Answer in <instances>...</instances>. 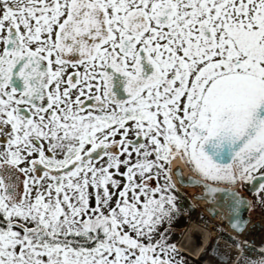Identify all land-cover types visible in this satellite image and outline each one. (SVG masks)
<instances>
[{
  "label": "snow or ice",
  "instance_id": "snow-or-ice-1",
  "mask_svg": "<svg viewBox=\"0 0 264 264\" xmlns=\"http://www.w3.org/2000/svg\"><path fill=\"white\" fill-rule=\"evenodd\" d=\"M184 185L264 264V0H0V264H186Z\"/></svg>",
  "mask_w": 264,
  "mask_h": 264
},
{
  "label": "bare ground",
  "instance_id": "bare-ground-1",
  "mask_svg": "<svg viewBox=\"0 0 264 264\" xmlns=\"http://www.w3.org/2000/svg\"><path fill=\"white\" fill-rule=\"evenodd\" d=\"M173 163L174 166L180 164L178 160L174 161ZM180 166L181 169L183 170L184 175L191 174L189 170L186 167H184L182 164H180ZM173 179L176 180L177 178L174 176ZM220 186L226 187L227 185H220ZM197 191H199L198 187L183 186L182 188V192L185 193L187 197H189L188 201L195 206L198 212H200L199 216L201 217V214H203V216L207 218L209 215L203 209L204 201L201 199L190 198L191 195L193 193H196ZM243 194L246 195L245 193ZM255 217H258L257 214H255V216L253 215L251 216V218H255ZM258 219L264 221L262 217H259ZM215 222L218 223L219 219L216 218ZM261 235H264V226H262L261 230L256 232L252 237L254 240H256V242H258ZM177 241H178V247L180 248L181 252H183L185 255L191 257L194 260L202 259L204 264H209L208 254H204L203 252L204 247L207 245L209 241V231L206 227H204L200 223L198 218L189 221V223L187 224V226L185 227V229L183 230Z\"/></svg>",
  "mask_w": 264,
  "mask_h": 264
},
{
  "label": "flooded vegetation",
  "instance_id": "flooded-vegetation-1",
  "mask_svg": "<svg viewBox=\"0 0 264 264\" xmlns=\"http://www.w3.org/2000/svg\"><path fill=\"white\" fill-rule=\"evenodd\" d=\"M246 193H247V192H246ZM177 203H178V205H180V204L183 205V207L181 208V212H184V213H186V214L181 215V216L176 220V222L173 223V228H174V229H177V231L174 232V234H175L176 236L178 235V233L181 232V230H182V232H183V230L185 229V225H186L187 223H189V221H191L192 219H195V218H199V217H200V216H199V213H200V212H198L197 209L194 208V207L192 206V204L188 201V198H187V196H186L184 193L180 192V193L178 194V200H177ZM255 214H257L258 217L252 218L253 221L255 222V226H252V225H251V228H252V234H251L250 237H249V245H250V247H249V252H248V254H250V255H254V254H255V249H258V247H259L258 242H256V240H254L252 236H253L256 232L260 231L261 228H262V226H264V221H261V220L258 219L259 217H262V218L264 219V214H261L258 210L255 212ZM254 216H255V215H254ZM249 217H251V216L249 215ZM207 218H208V219H211V216L209 215ZM257 219H258V220H257ZM216 223H217V222H216ZM218 223H220V222H218ZM261 224H263V225H261ZM202 225H203V224H202ZM203 226H204V225H203ZM204 227H205V226H204ZM206 228H207V227H206ZM207 229H208L209 232L211 231V229H209V228H207ZM227 237H228V232L226 231V232L224 233L223 237L218 241L219 244L223 245V244L225 243V241L227 240ZM209 242H210V241H208V244H209ZM208 244H207V246H208ZM207 246H206L205 249H204V253H205V254H208V253H207Z\"/></svg>",
  "mask_w": 264,
  "mask_h": 264
},
{
  "label": "rangeland",
  "instance_id": "rangeland-1",
  "mask_svg": "<svg viewBox=\"0 0 264 264\" xmlns=\"http://www.w3.org/2000/svg\"><path fill=\"white\" fill-rule=\"evenodd\" d=\"M243 193H246V192H243ZM254 213H255V212H252V211L249 212V214H250L251 216H252V215L254 216V215H255ZM175 222H176V220L174 221V223H175ZM187 224H188V223H187ZM187 224L185 225V227L187 226ZM181 233H182V231H181L180 233H178L177 236H176L175 234H173L172 239L177 241L178 238H179V236L181 235ZM182 254H183L184 257H185L186 264H204L202 259L194 260V259H192L191 257L185 255L183 252H182Z\"/></svg>",
  "mask_w": 264,
  "mask_h": 264
},
{
  "label": "water",
  "instance_id": "water-1",
  "mask_svg": "<svg viewBox=\"0 0 264 264\" xmlns=\"http://www.w3.org/2000/svg\"><path fill=\"white\" fill-rule=\"evenodd\" d=\"M181 167V166H180ZM181 174L184 176V177H187V176H189L190 174H186V175H184L183 174V170L181 169ZM184 187H198V190L199 191H197L196 193H193L192 195H191V197L190 198H195L196 199V196L198 195V194H202V188L201 187H199V186H190V185H184ZM221 187V186H220ZM226 187H228V186H226ZM188 199H189V197H188ZM191 200V199H190ZM201 200H203V199H201ZM204 201V203H203V209L205 210V205H206V203H207V201L206 200H203ZM206 211V210H205ZM207 212V211H206ZM209 215H210V213L209 212H207ZM243 215H245V216H247V217H249V215H248V211L246 210L244 213H243ZM211 216V215H210ZM218 218V217H217ZM219 219V218H218ZM198 220L200 221V217L198 218Z\"/></svg>",
  "mask_w": 264,
  "mask_h": 264
}]
</instances>
